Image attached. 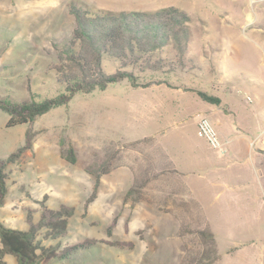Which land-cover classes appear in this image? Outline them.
Returning <instances> with one entry per match:
<instances>
[{
	"label": "rangeland",
	"instance_id": "obj_1",
	"mask_svg": "<svg viewBox=\"0 0 264 264\" xmlns=\"http://www.w3.org/2000/svg\"><path fill=\"white\" fill-rule=\"evenodd\" d=\"M71 1L120 11L176 6L190 15L188 55L195 61L172 72L137 73L141 84L148 83L144 88L122 81L102 92L77 93L67 105L24 125L8 126L10 115L0 109V159L28 144L18 161L5 167L6 197L0 206V222L20 231L33 229L38 246L57 254L86 243L69 259L49 264H182L185 249L179 232L183 226L171 212L160 209V182H151L139 203L123 201L134 182L125 164L144 159L124 144L153 137L175 169L179 165L164 151L158 130L167 132L166 140L174 135L183 155L188 153L186 145L209 146L195 133L197 117L207 115L196 110L209 106L196 91L228 100L232 123L258 134L259 142L264 140V42L253 41L247 31L264 32V11L257 13L256 24L246 26L245 0H0V96L4 99L39 102L63 92L53 71L57 63L53 44L63 42L74 28L68 9ZM227 31H232L230 37ZM237 38L244 41L239 47L251 49L252 39L259 62L251 56L238 60L231 43ZM169 51L172 59L179 57L174 49ZM102 67L107 74L120 69L109 57H103ZM176 97L189 111L187 123L178 130L174 127L183 118L175 119L180 115L173 108ZM181 133L186 135V145L179 139ZM68 148L74 163L63 158ZM108 163L111 169L101 177L96 197L86 204L95 173ZM259 170L255 164L250 177L261 188L262 200L246 211L220 213L215 205L210 212L214 200L208 192L199 200L186 187L197 204V223L207 225L219 259L229 264H261L264 260V171ZM177 182L173 180L172 189ZM114 218L109 233L107 227ZM64 219V230L54 227ZM3 261L18 264L11 255Z\"/></svg>",
	"mask_w": 264,
	"mask_h": 264
},
{
	"label": "trees",
	"instance_id": "obj_2",
	"mask_svg": "<svg viewBox=\"0 0 264 264\" xmlns=\"http://www.w3.org/2000/svg\"><path fill=\"white\" fill-rule=\"evenodd\" d=\"M68 9L74 20V28L63 42L53 44L57 59L53 71L63 92L43 101L27 103L10 101L0 96V109L10 115L8 126L24 125L54 108L63 107L77 93L86 95L94 90L102 92L109 85L122 81L128 82L132 87L144 88L148 83L141 84L138 74L147 71L172 72L176 68H183L185 62L195 61L188 55L190 15L176 6L145 11H120L71 1ZM171 48L179 56L176 60L170 56ZM164 53L166 54L163 55ZM103 57L117 61L120 69L110 74L105 73L102 67ZM128 67L131 69L125 70ZM195 94L205 103L220 105L217 97L201 91H196ZM27 145L20 147L6 159H0V206L6 197L5 167L16 163L28 149ZM124 148L144 157L143 160L134 158V162L125 164L132 171L134 182L124 193V203H139L147 186L151 182H160L162 188L157 189L160 209L171 212L183 226L179 232L185 249L182 264H215L219 260L215 237L203 221L197 223V204L189 198L190 191L182 181L183 174L175 169L153 137L131 141L124 144ZM66 153L68 155L63 158L74 163L71 148ZM109 166L108 163L95 173L92 192L86 204L96 197L101 177L111 169ZM175 179L178 181L177 187L172 189ZM66 222L65 219L61 220L54 227L64 230ZM114 223L116 218L107 227L109 233ZM85 244L68 246L57 254L49 248L38 246L33 229L20 231L5 227L0 222V264H6L3 261L6 255L16 257L18 264L63 261L69 259L72 252L85 247Z\"/></svg>",
	"mask_w": 264,
	"mask_h": 264
},
{
	"label": "crops",
	"instance_id": "obj_3",
	"mask_svg": "<svg viewBox=\"0 0 264 264\" xmlns=\"http://www.w3.org/2000/svg\"><path fill=\"white\" fill-rule=\"evenodd\" d=\"M247 31L251 32L253 35V41L258 43L259 41L264 42L263 31L253 30L252 28H249ZM226 34H229L230 37L232 31H227ZM257 34H259V36ZM250 40V43L253 46L252 49L239 47L238 45L240 43H244V41L239 38H237L235 42H231L233 45V54L238 60L251 56L256 58L255 60L259 62L260 55L258 54L257 47L256 45H253L251 38ZM207 65L210 68L209 60L207 61ZM215 85L218 86L217 83ZM189 88L194 90V92L196 91L191 86ZM255 97L256 99L260 98L258 97V93L255 94ZM217 98L220 99L219 106H213L212 104L206 103L209 105L208 107L196 110L195 113L200 112L207 114L205 116H207L212 122L218 138L226 145V152L224 155L219 153L216 154V151L211 153V150L208 151L211 147L206 145L203 146V144L187 146L186 135L181 133L179 135L180 141L189 148L187 150L188 153L183 155L181 153L182 151L179 150L180 148L177 147L178 141H174L176 138L174 135L166 140L167 132L165 130H158L157 136H159L161 146H164V151L169 153L168 155L179 165V168H176V170L184 175L185 181L183 182H185L184 184L189 190H191V193H193L199 200L206 196V192L212 197L214 202L211 207L208 208V211L211 212L212 207L215 205L220 208L218 210L220 213L227 212L229 214L246 211L253 203H255V201L262 200V197L259 195L261 188L257 187L250 175L255 164L259 165V171L261 173L264 171V140L259 142L258 134H250L248 131H242L237 124L232 123L229 117L232 113L231 105L227 103L228 100L221 97ZM179 101L180 97H176L175 102H173L175 112L178 113V115L180 113L175 119L183 118L179 124H176L174 127L177 130L179 129V126L182 128L187 123L185 118L189 112L185 110V104H182ZM200 101L203 102L202 100ZM150 105H152V103ZM194 128L196 129V136L200 138L197 134V123H194ZM147 134L152 135L153 132ZM144 135L145 134L142 136ZM192 177L197 178L193 179ZM198 182H202V184H199ZM225 255V257L229 256L228 253H225ZM215 264L229 263L220 257ZM253 264L258 263L254 261ZM261 264H264V260Z\"/></svg>",
	"mask_w": 264,
	"mask_h": 264
},
{
	"label": "built area",
	"instance_id": "obj_4",
	"mask_svg": "<svg viewBox=\"0 0 264 264\" xmlns=\"http://www.w3.org/2000/svg\"><path fill=\"white\" fill-rule=\"evenodd\" d=\"M246 7L248 10L249 19L246 18L247 24L246 26L254 25L257 23L259 15L258 12L264 11V0H245ZM197 123V134L200 138H202L213 151L224 155L225 154V143H223L216 133V129L212 125L210 119L205 115H199L196 119Z\"/></svg>",
	"mask_w": 264,
	"mask_h": 264
},
{
	"label": "bare ground",
	"instance_id": "obj_5",
	"mask_svg": "<svg viewBox=\"0 0 264 264\" xmlns=\"http://www.w3.org/2000/svg\"><path fill=\"white\" fill-rule=\"evenodd\" d=\"M250 17H249V15H248V19H249Z\"/></svg>",
	"mask_w": 264,
	"mask_h": 264
}]
</instances>
